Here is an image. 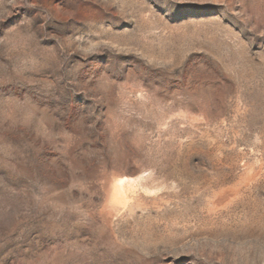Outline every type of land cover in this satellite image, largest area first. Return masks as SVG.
Segmentation results:
<instances>
[{"label":"rangeland","instance_id":"obj_1","mask_svg":"<svg viewBox=\"0 0 264 264\" xmlns=\"http://www.w3.org/2000/svg\"><path fill=\"white\" fill-rule=\"evenodd\" d=\"M0 264H264V0H0Z\"/></svg>","mask_w":264,"mask_h":264}]
</instances>
